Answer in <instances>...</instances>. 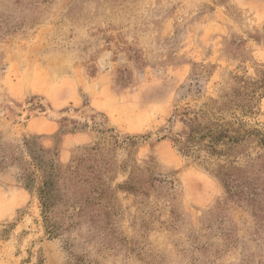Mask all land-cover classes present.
<instances>
[{"label": "rangeland", "instance_id": "rangeland-1", "mask_svg": "<svg viewBox=\"0 0 264 264\" xmlns=\"http://www.w3.org/2000/svg\"><path fill=\"white\" fill-rule=\"evenodd\" d=\"M0 264H264V0H0Z\"/></svg>", "mask_w": 264, "mask_h": 264}, {"label": "trees", "instance_id": "trees-1", "mask_svg": "<svg viewBox=\"0 0 264 264\" xmlns=\"http://www.w3.org/2000/svg\"><path fill=\"white\" fill-rule=\"evenodd\" d=\"M192 138H194V137L191 136V140H194ZM176 143L180 147L182 144V141L180 139H177ZM183 150L184 149H182L180 147V151H183ZM54 180H55V178L51 179V181H44L42 184V187L40 189L41 204H42V210H43V217H44V221L46 224V230H48V233L51 235H53L55 230H54L53 226L52 227L47 226V224L50 223V215L52 212V205L49 203L48 196L50 194L51 187L54 184Z\"/></svg>", "mask_w": 264, "mask_h": 264}]
</instances>
